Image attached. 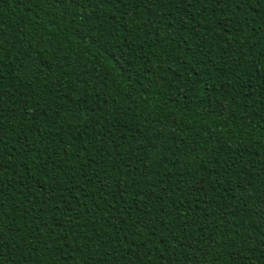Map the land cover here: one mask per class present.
I'll list each match as a JSON object with an SVG mask.
<instances>
[{
	"label": "trees",
	"instance_id": "1",
	"mask_svg": "<svg viewBox=\"0 0 264 264\" xmlns=\"http://www.w3.org/2000/svg\"><path fill=\"white\" fill-rule=\"evenodd\" d=\"M0 101V264H264V0H0Z\"/></svg>",
	"mask_w": 264,
	"mask_h": 264
},
{
	"label": "snow or ice",
	"instance_id": "2",
	"mask_svg": "<svg viewBox=\"0 0 264 264\" xmlns=\"http://www.w3.org/2000/svg\"><path fill=\"white\" fill-rule=\"evenodd\" d=\"M196 3H203V0H195ZM210 3H215V4H221L224 2H227V0H209ZM232 2L239 8L245 4H247L248 0H232ZM189 6H191L192 0H188ZM206 11V9H205ZM120 59L122 60L123 57L121 56ZM0 104H2V101H0ZM264 203V201H262ZM4 246V240L3 237H0V248H3ZM239 257L238 256H233L232 259V264H239Z\"/></svg>",
	"mask_w": 264,
	"mask_h": 264
}]
</instances>
